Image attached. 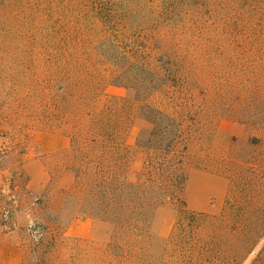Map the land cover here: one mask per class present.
<instances>
[{"label":"rangeland","instance_id":"374dc122","mask_svg":"<svg viewBox=\"0 0 264 264\" xmlns=\"http://www.w3.org/2000/svg\"><path fill=\"white\" fill-rule=\"evenodd\" d=\"M83 1L96 8L60 0L50 13L38 0H0V264H147L99 217L93 190L103 181L167 196L151 223L154 264L190 258L171 242L183 209L204 220L184 235L208 246L196 264H264L259 15L220 0L175 11V1L113 0L120 52L89 50L78 70L67 37L53 45L49 16L73 24ZM121 52L147 69L135 67L137 78H161L154 88L126 87L98 62ZM149 107L163 114L157 130Z\"/></svg>","mask_w":264,"mask_h":264},{"label":"trees","instance_id":"16d2710c","mask_svg":"<svg viewBox=\"0 0 264 264\" xmlns=\"http://www.w3.org/2000/svg\"><path fill=\"white\" fill-rule=\"evenodd\" d=\"M47 7L48 12L51 13V7H54L56 2L60 0H38ZM144 4L155 3L156 0H140ZM170 1H175V6L171 8L176 10L180 5L187 3V0H165V4ZM196 1V0H195ZM96 4V8L91 10L88 1L82 2V8L79 12L77 22L67 25L63 22L62 17H54L52 14L50 17L52 35H54V46L56 42H59L61 35L66 36V51L69 66H75L78 70H81L82 64L79 59H82L83 53L89 50L99 54V48H102L107 43L113 47V51H119L120 47L118 42L114 40V37L109 31L110 26L114 23V9L110 12H106L107 5L115 6L113 0H93ZM225 7L236 5L242 10H246L247 13L259 15L260 21L264 23V0H220ZM25 0H21V5L24 6ZM101 4L99 7L98 4ZM26 4V3H25ZM102 7V8H101ZM250 10H253L250 12ZM105 11V12H104ZM80 38H78V35ZM79 39V40H78ZM107 44V45H108ZM109 46V45H108ZM87 47V48H86ZM54 48V49H55ZM112 49V48H111ZM59 52L60 49H55ZM101 59V58H100ZM128 59L127 54L121 52V56H113L112 58L104 56L101 61V65L106 68H113L117 73L116 79H122L123 85L130 87L134 90H150L155 87L157 79L161 78H137L135 75V67H143V71L147 69L138 64L136 61H126ZM136 62V63H135ZM156 75V74H154ZM148 107V106H147ZM149 109L155 113V120L152 122L153 129L157 130L159 127V119L163 115L159 111ZM110 124H103L98 127L101 133H111ZM94 191V205L99 211V217L108 222L114 231V235L118 242H125L132 253L137 249H143L146 252L144 261L147 264H154L151 252L157 242L160 240L152 234L151 223L156 211L163 204L166 195L162 194L160 190L144 183H123V182H107L103 181L96 185ZM203 218L198 214L192 213L186 209L180 211V217L174 230L171 242L174 243L175 251H184V248H189L190 258L184 260H176L173 264H196L202 257H205V253L208 251V246H198L194 240H185L184 235L192 234L193 237L197 235L202 228ZM189 224V227H187ZM122 237L125 240H122ZM123 241V242H122ZM163 241V240H162ZM165 250L168 251L167 243ZM164 243V244H165ZM117 247L121 249L119 243ZM188 252V251H187ZM168 264V263H163Z\"/></svg>","mask_w":264,"mask_h":264}]
</instances>
